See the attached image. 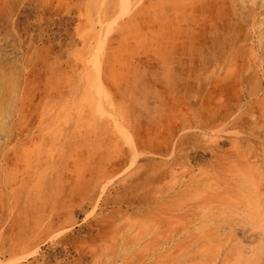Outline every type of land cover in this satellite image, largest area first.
<instances>
[{"label":"rangeland","instance_id":"obj_1","mask_svg":"<svg viewBox=\"0 0 264 264\" xmlns=\"http://www.w3.org/2000/svg\"><path fill=\"white\" fill-rule=\"evenodd\" d=\"M0 264H264V0H0Z\"/></svg>","mask_w":264,"mask_h":264}]
</instances>
